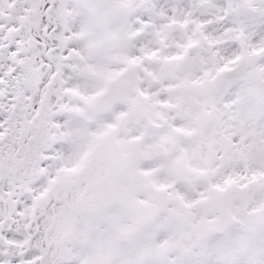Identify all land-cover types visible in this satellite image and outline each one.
Here are the masks:
<instances>
[{"label":"snow or ice","instance_id":"obj_1","mask_svg":"<svg viewBox=\"0 0 264 264\" xmlns=\"http://www.w3.org/2000/svg\"><path fill=\"white\" fill-rule=\"evenodd\" d=\"M0 264H264V0H0Z\"/></svg>","mask_w":264,"mask_h":264}]
</instances>
